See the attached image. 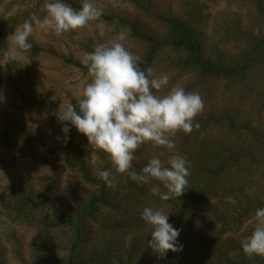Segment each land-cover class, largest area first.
Returning a JSON list of instances; mask_svg holds the SVG:
<instances>
[{"label": "trees", "instance_id": "obj_1", "mask_svg": "<svg viewBox=\"0 0 264 264\" xmlns=\"http://www.w3.org/2000/svg\"><path fill=\"white\" fill-rule=\"evenodd\" d=\"M197 1L178 0L177 8L161 12L153 9V0H121L135 19L116 13L99 18L124 31L128 45L140 50L136 56L141 70L153 67L156 75L169 76V84L156 95L183 87L204 100L193 121L200 127L188 134L177 132L170 137L174 148L157 147L151 155L163 153L165 164L172 154L190 162L185 193L163 201L150 184L137 196L114 170L117 183L109 187L97 175L112 168L107 155L98 153L100 166L91 170L68 133L65 169L78 186L94 192L84 203L77 199L72 213L56 200L48 207L38 203L30 218L24 203V211H17L18 222L37 231L30 264H106L98 246L103 240L109 239L103 250L111 255L121 250L126 234L151 240L152 227L141 218L145 207L168 214V222L181 230L177 243L183 246L162 257L149 248L150 264L154 259L156 264H264V257H249L241 247L254 228L248 221L264 207V0H226L231 14L210 33ZM62 2L75 10L81 7ZM67 63L88 76L84 64ZM27 159L28 166L40 163L33 155ZM18 161L16 157L12 163ZM228 196L236 203H228ZM42 210L44 220L39 218ZM45 220L53 221L58 232L51 235ZM62 244L67 252L63 262L58 257ZM146 256L134 262L117 255L115 264H148Z\"/></svg>", "mask_w": 264, "mask_h": 264}, {"label": "rangeland", "instance_id": "obj_2", "mask_svg": "<svg viewBox=\"0 0 264 264\" xmlns=\"http://www.w3.org/2000/svg\"><path fill=\"white\" fill-rule=\"evenodd\" d=\"M71 1L81 6V0ZM177 1L153 0L152 7L161 12L175 9L179 6ZM49 2L54 1L0 0V50L13 47L8 38L30 16L35 14L42 20L46 15L44 5ZM96 3L102 6L103 14L116 13L136 18L121 0H96ZM195 4L205 21L207 33L231 14L226 0H198ZM33 26L29 43L34 52L19 54L15 61L9 60L6 65H3L5 60L0 53V264H30L37 231L28 224L18 222L17 211H24V203L28 205L30 218L34 216L31 211L36 213L38 203L48 207L56 200L68 213H72L77 199L84 203L93 194L94 191L78 186L75 178L65 169V134L61 131L62 127L68 125L75 146L93 171L100 166L98 153L101 151L88 144L87 138L69 122L58 121L57 114L61 110L60 105L65 106L69 102L78 107L84 87L91 82L89 76L83 75L67 61L82 64L85 52H92L94 45L109 43L122 31L99 19L90 22L84 29L60 35L43 33L35 24ZM121 43L134 55L140 53V50L128 45L127 37ZM155 149L157 146L148 143L134 153L132 164L137 172L148 163ZM29 155L40 163L28 166ZM16 157L20 161L12 163ZM116 176L126 179L128 188L137 196L142 190L150 188V184H139L126 174L116 173ZM40 212L39 218L44 220L45 210ZM44 224L51 230V235L58 232L53 221L45 220ZM108 240L98 245L105 255L106 264H115L117 255L125 260L132 257L136 262L145 253L150 264L153 254L147 247L148 236L137 238L126 234L121 250L113 255L111 251L106 254L108 250H103ZM65 247L62 244L58 254L61 262L67 257ZM101 253L99 261H102ZM152 263L156 264L155 259Z\"/></svg>", "mask_w": 264, "mask_h": 264}, {"label": "clouds", "instance_id": "obj_3", "mask_svg": "<svg viewBox=\"0 0 264 264\" xmlns=\"http://www.w3.org/2000/svg\"><path fill=\"white\" fill-rule=\"evenodd\" d=\"M44 8L46 15L42 20L33 14L8 38L13 47L0 50L5 60L3 65L32 48L29 37L34 24L43 33L60 35L88 27L103 12L96 0H81L79 10L62 0L46 3ZM125 38L126 33L121 31L109 43L94 45L92 52L83 54L81 62L87 67L91 82L81 93L78 110L71 102L60 105L57 120L69 122L87 138L88 144L107 155L112 168L100 170L97 175L109 187L117 183L114 170L139 184H152L151 192L163 201L177 199L188 188L190 162L180 154H172L165 164L161 159L163 153L154 154L137 172L132 164L134 153L148 143L174 148L170 137L179 131L188 134L200 127L193 121L203 111L204 100L198 92H186L183 87H174L163 96L156 95L169 84V76L156 75L153 67L141 70L140 58L121 43ZM61 131L67 142L68 125ZM226 201L236 203L232 196L226 197ZM141 218L152 227L147 247L153 252L162 257L167 252L182 250L183 246L177 243L181 230L168 222V214L145 207ZM248 223L254 224V228L241 241L242 251L249 257H264V207L256 209Z\"/></svg>", "mask_w": 264, "mask_h": 264}]
</instances>
